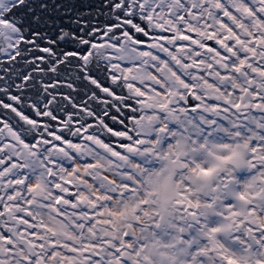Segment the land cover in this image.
Wrapping results in <instances>:
<instances>
[{
    "label": "snow or ice",
    "instance_id": "6c2138e0",
    "mask_svg": "<svg viewBox=\"0 0 264 264\" xmlns=\"http://www.w3.org/2000/svg\"><path fill=\"white\" fill-rule=\"evenodd\" d=\"M229 257L264 264V0H0V264Z\"/></svg>",
    "mask_w": 264,
    "mask_h": 264
},
{
    "label": "bare ground",
    "instance_id": "6f19581e",
    "mask_svg": "<svg viewBox=\"0 0 264 264\" xmlns=\"http://www.w3.org/2000/svg\"><path fill=\"white\" fill-rule=\"evenodd\" d=\"M210 171H212V170L211 169H203L201 174L207 175ZM250 174H251L250 172H248L244 169L237 170L235 173L237 179H239L240 181H244L246 179V177H248ZM228 261H229V264H239V262L232 257H229Z\"/></svg>",
    "mask_w": 264,
    "mask_h": 264
}]
</instances>
